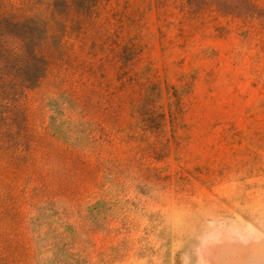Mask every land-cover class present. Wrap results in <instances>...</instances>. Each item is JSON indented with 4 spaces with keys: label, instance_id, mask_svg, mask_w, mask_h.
<instances>
[{
    "label": "rangeland",
    "instance_id": "obj_1",
    "mask_svg": "<svg viewBox=\"0 0 264 264\" xmlns=\"http://www.w3.org/2000/svg\"><path fill=\"white\" fill-rule=\"evenodd\" d=\"M0 264H264V0H0Z\"/></svg>",
    "mask_w": 264,
    "mask_h": 264
}]
</instances>
